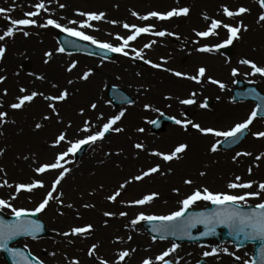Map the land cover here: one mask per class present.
Returning a JSON list of instances; mask_svg holds the SVG:
<instances>
[{
  "label": "rangeland",
  "instance_id": "1",
  "mask_svg": "<svg viewBox=\"0 0 264 264\" xmlns=\"http://www.w3.org/2000/svg\"><path fill=\"white\" fill-rule=\"evenodd\" d=\"M0 0V34L9 26L10 20L25 19L26 12L35 11L37 3H44L46 11L34 17L37 24L44 23L48 18L57 20L61 25L76 28L77 25L69 24V20L83 21L85 18L76 15L77 12L105 13L101 21H91L92 28L82 29L86 34L95 37L100 42L111 43L119 46L120 41L114 39L116 35L126 37L130 33L122 27L123 24L140 27L153 26L154 31L173 33L171 36L159 37L142 34L136 41L130 42L129 55L117 56L111 60L88 58L77 54L58 53L56 41L57 29L28 27L23 31L16 30L11 38L0 41V46L6 49L0 59V111L6 112L5 122L0 125V184L7 181L12 187H0V199L11 203L15 208L33 210L42 202L56 173L49 171L37 176L34 169L42 164H50L55 157L70 146L61 142L57 147H52L60 133L66 134L68 141L84 138L87 133L81 131L84 121L88 120L98 127L107 122L111 117L121 111L125 115L114 127H120L122 132H111L110 137L96 145H85L82 155L67 157L65 167L70 169L65 179L57 186L54 196L63 193V205L57 200L50 201L47 209L38 214L43 221L47 234L45 237L32 240L24 239L16 245L26 249L44 261V264H70L78 260L79 264H100L105 260L107 264H116L120 251H129L130 256L121 264H142L150 258L156 264V257L171 247L173 242L155 241L142 230L139 223L132 225L131 221L143 213L145 215H168L179 209V201L190 195L196 188L207 187L214 193H225L230 190L227 185L241 177L240 182H253V189L264 183V158L257 161L255 157L264 153V138L257 139L254 133L264 132V119H256L249 126L248 134L242 144L229 152L218 149L216 153L210 151L213 143H218L223 137L204 136L192 129L185 131L179 125H169L157 135L150 132V123L160 115L174 117L182 122L191 120L203 128L227 131L236 123L243 122L254 109L253 103H234L231 90L237 79L251 83L264 93V77L259 75H246L251 69L239 63L241 59H248L258 66H264V39L259 43L247 41L241 43V38L233 42L231 54L226 55L215 50L214 46L227 39V31L218 29V35L201 38L195 35L197 31H206L213 19L226 24L238 26L240 17L228 19L223 15L222 7L230 10L238 9L240 0ZM256 13L260 8L255 0ZM60 4L66 7L61 9ZM197 6V16H207L209 19H196L180 16L167 21L150 19L142 21L132 16L135 11L138 15H147L156 11L166 13L174 8H190ZM209 6L208 8H205ZM194 14V13H193ZM192 14V15H193ZM227 20V22L223 20ZM116 21V24L110 23ZM168 27V29L166 28ZM27 31L28 36L23 35ZM178 37V38H177ZM155 41V43H152ZM196 41V43H194ZM86 42V41H85ZM88 43V42H87ZM146 43H151V48H144ZM208 46L214 50L201 53L197 48ZM131 48L141 51L142 58L134 59L135 52ZM45 52H52L51 57H45ZM48 63H45V60ZM144 60L160 65L152 68ZM77 63V68L71 73L66 69L72 63ZM26 64L28 69L22 66ZM199 67L206 68L204 82L196 84L193 81L171 75V71L187 75H195ZM170 71H164L163 69ZM236 68L239 75L233 77L231 70ZM91 71L92 75L87 81L79 77ZM42 77V79H37ZM211 77L225 85L221 90L217 85L207 83ZM69 80L72 83H69ZM55 84L56 87L52 85ZM25 88L26 93H21L20 88ZM109 87H116L124 91L133 99L129 106L114 108L106 94ZM5 90L7 95L4 94ZM67 90L69 96L62 102L51 101L55 104L59 115L53 114L48 108L50 101L43 96H58L61 91ZM36 91L38 95L31 103H26L20 110L11 109L10 105L17 102V98ZM196 92L197 103L185 106L179 103L180 99L189 98ZM170 97V99H165ZM209 103L205 109L199 107L200 103ZM97 105L96 109L91 104ZM147 106V107H146ZM83 110V115H81ZM18 111V112H17ZM50 119L44 120V116ZM103 119H97V117ZM40 123L42 127L36 129ZM2 127V128H1ZM143 129V131H138ZM141 143L143 150L134 147ZM186 144L187 150L180 154L179 159L165 162L152 152L170 154L180 145ZM237 152L251 153L248 156L233 157ZM27 157V159H25ZM63 163V162H62ZM159 165L160 172L135 181L133 178L142 172ZM249 168L252 169L249 174ZM206 173L200 176V172ZM191 179V186L185 185L184 180ZM33 180H42L45 187L36 189L32 193L21 192L17 199L15 185L30 184ZM132 181L131 183H126ZM126 184L121 189L119 186ZM253 189L243 190L252 191ZM176 190H179L178 192ZM120 191L121 195L115 202H110L107 197ZM241 190H232L233 194ZM157 194V197L145 205H136L135 201L147 195ZM262 202L249 199L248 206ZM72 204V208L64 205ZM85 204L93 207L85 208ZM210 205L200 202L191 210H203ZM114 213L112 217H105L104 213ZM125 212L121 217L119 213ZM60 213H63L61 215ZM4 217H12L7 209L0 212ZM92 225L93 232H102L108 236L110 242L96 247L92 257L88 250L92 247L87 236L65 237L58 235L70 231L72 227ZM131 236L132 239L128 240ZM69 240L72 243H69ZM176 253L168 257L169 260L178 259L179 264H196L203 260L205 264H235L231 255H225L223 250L240 256L236 264H243L245 260L251 264L253 246L236 249L225 243L216 246L215 242L200 244H177ZM135 249V251H132ZM217 250L216 256L205 258V251ZM55 252V256L49 253ZM0 264H6L0 256Z\"/></svg>",
  "mask_w": 264,
  "mask_h": 264
},
{
  "label": "snow or ice",
  "instance_id": "2",
  "mask_svg": "<svg viewBox=\"0 0 264 264\" xmlns=\"http://www.w3.org/2000/svg\"><path fill=\"white\" fill-rule=\"evenodd\" d=\"M255 3L258 4L260 8V13L257 18V23L264 26V0H255ZM35 11L26 12L24 15L25 19L19 20H10L9 26L3 34H0V41H5L6 38H11L14 36L15 31H23L24 28L28 27H40V28H53L57 29L58 31L66 34L67 36L73 37L79 41H86L91 45H95L96 48L107 52V53H116L121 56H128L129 55V45L130 42L136 41L139 36L142 34H150L159 37H164L166 35L171 36L173 33L165 32V31H154L153 26H145L140 27L136 25H128L127 23L123 24L122 27L126 29L130 34L126 37H122L120 35H116L114 39L120 41L119 46H114L111 43L107 42H100L95 37L86 34L82 29H89L92 28L93 25L91 21H101L104 19L105 13L101 12L97 13H84V12H77L76 15L84 17L83 21H76V20H69V24L77 25L76 28L66 27L61 25L57 20L48 18L44 23L37 24V21L33 19L40 15L42 11H46V6L44 3H37L35 6ZM59 7L63 9L66 7L64 4H60ZM223 15L228 19H234L236 17L243 16L245 14L250 13V9L246 7H239L235 11L230 10L227 6L222 7ZM5 12L4 9H0V15H3ZM190 9L187 7L183 8H174L166 13H159L156 11L150 12L147 15L140 16L138 13L133 11L131 14L132 16L136 17L142 21H148L150 19H156L159 21H167L175 17L180 16H188ZM205 20L209 18L204 16ZM110 23L116 24V21H110ZM224 28L227 31V39L224 40L222 43H219L214 46L215 50H220L231 46L234 41L239 40L241 38L240 33L247 32L248 28L243 25L241 21L238 26H233L231 24L223 23L222 21H218L213 19L208 26L206 31H197L195 33L196 36L201 38H208L210 36L218 35V29ZM23 35L28 36L29 33L27 31L23 32ZM178 38V37H177ZM152 43H155L153 41ZM196 43V41H194ZM151 43H146L144 48H151ZM213 48L208 46H202L196 49V51L205 53L213 51ZM58 53H64L65 49L60 47L56 50ZM132 52H135L134 59H141L142 53L141 51H137L135 48H131ZM6 49L0 46V59L3 58ZM45 57H51L53 55L52 52H45ZM71 55V53H69ZM48 63L46 59L44 61ZM145 64H150L152 68H159L160 65L151 63L148 60H144ZM240 64L248 66L251 71L246 75L256 76L259 75L260 77H264V66H258L255 62L250 61L248 59H241L239 61ZM77 68V63L72 62L68 67L67 71L72 72L74 69ZM164 71H170L169 69H163ZM206 68L199 67L195 75H187L181 72L171 71V75L182 78L185 80H190L195 82L196 84H201L204 82L206 77ZM92 75L91 71H85L80 77V80L87 81L90 76ZM231 75L236 77L239 75V72L236 68L231 70ZM4 77H0V83H3ZM37 79H42V77H37ZM71 84L72 81L69 80ZM207 83L217 85L221 90L225 88V85L211 77H207ZM235 83V81H234ZM249 83H255V81H249ZM56 87L55 84L52 85ZM21 93H26L27 90L25 88H20L19 90ZM7 95V91L4 92ZM40 95L43 96V93H38L36 91H32L31 93L22 95L17 98V102L12 103L10 105L11 109L13 110H20L22 109L26 103H31L35 100V98ZM197 93L194 91L190 94L189 98L180 99L179 103L185 106L195 105L197 103L195 97ZM69 96V92L67 90L61 91L58 96H43V98L47 101H50L48 104V108L51 109L53 114L59 115L57 108L55 107L54 103L51 101L62 102L67 100ZM165 99H170V97H165ZM97 105L95 103L91 104V108L95 110ZM147 107V106H146ZM199 107L201 109L207 108V103H200ZM81 115H83V110H81ZM259 115H264V102L258 104L256 108H254L250 115L245 119L243 122L236 123L233 127H231L227 131H220L215 130L213 128H203L200 124L195 123L191 120H186L182 122L179 119H175L174 117H169L172 119L176 125L181 126L185 131L191 126L192 129H195L196 132L200 133L204 136H214V137H223L224 141H233L235 142L240 136H242L247 130H249V126L252 125L253 121L257 119ZM125 115V112L121 111L118 115H115L107 120V122L103 123L102 126L98 127L95 132L92 131L94 127L90 121H84V127L81 129L82 132L87 133V135L76 141H68L66 139L65 133H60L57 137L55 142L53 143L52 147H57L61 144V142L68 143L70 146L67 150L60 152L56 157L55 161L50 164H42L39 167L34 169L37 176H41L42 174L52 171L56 173L55 179L51 185V190L47 192L46 196L43 198L42 202H40L37 207L33 210H26L23 208H15L11 203L4 199H0V212L7 209L11 212L12 220L7 221L0 219V250L7 251L10 253L14 258V264H44V261L39 259L38 257L31 255H25L24 253L20 252L17 249H13L9 247V243L14 240L18 236H26V237H33L41 231V224L38 221L30 219V217L37 216L38 214L44 212L47 207L49 206L50 201L57 200L63 205V200L61 199L63 193H60L58 196H54L53 194L57 192V186L61 184V182L65 179L67 174L69 173L70 169L65 167V163H67V157L75 156L78 152L85 145L93 146L96 145L98 142H103L110 132L120 133L123 131L120 127H114L117 125V122L121 120V118ZM7 116L6 112L0 111V125L5 122V118ZM44 120L50 119L49 116H44ZM97 119H103V117H97ZM42 125L37 123L35 125L36 129H40ZM138 131H143V129H138ZM255 138L261 139L264 138V132L254 133ZM134 147L138 150H143V145L141 143H137ZM186 144L178 145L174 151L170 154H162L159 152H152L151 155L158 156L165 162H170L174 159H179L180 154L186 152L187 150ZM210 151L212 153H216L218 151V143H213L210 146ZM3 152L0 151V155ZM251 153H244V152H237L236 156L233 157L234 162L236 161L237 157L240 156H248ZM264 158V153L255 157V160L259 161ZM27 159V157H25ZM63 162V163H62ZM0 171H4L0 169ZM160 167L159 165L150 168L147 171L142 172L141 175L135 176L133 179L135 181L143 180L145 177L151 176L152 174L159 173ZM252 169L249 168V174H251ZM200 176L206 175L205 172L201 171ZM241 177H235V181L231 182L227 185V188L230 190L229 192L225 193H214L210 191L207 187L205 188H196L194 191L191 192L190 195L186 196V198L179 201L180 207L178 210L171 212L168 215H145L143 213L139 214L136 219L131 221L132 225H137L141 222H146L152 225L151 231L156 233L159 236L160 240L167 239L168 236H189L191 234V229L196 228L198 225H203L207 231L204 235L214 234L215 228L218 226H223L231 230V232L239 235L243 234L246 238L252 240H260L264 241V183H260L256 189H253V182H240ZM132 181H127L126 183H131ZM185 185L191 186L193 181L191 179L184 180ZM12 187V185L8 184L7 181H4L3 184H0V187ZM126 184H121L119 187L123 189ZM45 185L42 180H33L30 184H17L15 185V195L11 197V199L15 200L19 196V194L23 192L32 193L36 189L44 188ZM253 189L252 191H243ZM232 190H241L238 194H233ZM177 192L179 190H176ZM120 191H116L114 194L107 197L110 202H115L117 197L120 196ZM157 197V194L153 193L151 195L145 196L143 199L137 200L134 202L136 205H145L147 203L152 202ZM249 199H256L262 202L256 203L250 210H245L248 207L247 201ZM200 202H204L207 205H212L213 210L211 211H189L193 209L194 205H198ZM68 208H72V204L64 205ZM85 208L93 207V205L85 204ZM63 215V213H60ZM114 213L105 212V217H112ZM121 217L127 215L125 212L119 213ZM93 231L92 225L88 224L85 226H77L72 227L70 231H66L63 233H58V235H63L65 237H82L85 234L91 233ZM132 237L129 236L128 240H131ZM155 242V240H153ZM69 243H72L69 240ZM96 245H92L91 248L88 250V256L92 257L96 250ZM179 245L176 243H172L171 247L167 250L163 251L156 257V264H179L178 259L169 260L168 257L172 256L173 253H176ZM135 251V249H132ZM225 255H231L234 257L235 260H241L240 256H235L234 253L228 252L227 249L223 250ZM51 256H55L56 253L52 252L49 253ZM217 250L213 249L212 251H205L203 256L205 258L210 256H216ZM130 256V252L120 251L118 253V260L116 264H121V262L125 261V258ZM70 264H79L78 260H72ZM100 264H107L105 260H100ZM142 264H153V261L150 258H146L142 261ZM243 264H249V261L245 260ZM255 264V262H253ZM261 264H264V246L261 248Z\"/></svg>",
  "mask_w": 264,
  "mask_h": 264
},
{
  "label": "water",
  "instance_id": "3",
  "mask_svg": "<svg viewBox=\"0 0 264 264\" xmlns=\"http://www.w3.org/2000/svg\"><path fill=\"white\" fill-rule=\"evenodd\" d=\"M58 43L60 44V47H63L65 49V52L67 53H81L84 55L88 56H94V57H100L103 59H110L115 56L114 53H107L104 52L98 48H96L93 45L81 42L79 40H76L70 36H67L65 34H59L57 37ZM221 52L225 53H230V49H222L220 50ZM236 89L232 91V96H233V101L234 102H243V101H252L256 104V107L258 104H261L264 102V95L261 94L256 87L252 86L251 84L237 80L235 83ZM240 89H243L242 91ZM108 97L113 100V104L115 106H121V105H127L132 102V99L129 98L124 92L120 91L119 89L111 87L108 91ZM257 118H264V115H259ZM166 123H174L172 119L162 117L160 120L155 121L152 124L153 131L158 132ZM247 131L240 136L235 142L233 141H222L219 143L218 147L220 149H223L225 151H229L236 146H238L244 137L246 136ZM109 135V133L107 134ZM80 153H78V156ZM251 207L245 208V210H250ZM213 210V206L210 208L205 209L204 211H211ZM190 212L192 210H189ZM38 216H33L30 217V219L38 221L37 220ZM0 219L10 221L12 218H4L2 215H0ZM41 224V231L35 235V238L33 237H26V236H18L14 240H12L9 243V247L11 245L21 239L25 238H32V239H37L40 237H43L46 235L45 231V226L41 221H38ZM142 228L154 239H159V236L151 231L152 225L148 223H143ZM207 231V229L203 225H198L196 228L191 229V234L189 236H180L179 238L176 236H168L166 240H173L176 243H183V242H188V243H203L205 240L208 241H213L216 240L218 244H221L223 242H230L233 245H235L238 248H242L248 244H254V256H253V262L255 264H261V248L264 246V241L260 240H252L246 238L243 234H235L231 232L230 229L223 227V226H218L215 228V233L214 234H209V235H204V233ZM12 248V247H11ZM13 249H17L20 252L24 253L25 255H28L29 253L24 250L21 247H13ZM0 254L3 255L4 260L6 261L7 264H14V258L13 256L8 253L7 251L0 250ZM198 264H204V262H199Z\"/></svg>",
  "mask_w": 264,
  "mask_h": 264
},
{
  "label": "bare ground",
  "instance_id": "4",
  "mask_svg": "<svg viewBox=\"0 0 264 264\" xmlns=\"http://www.w3.org/2000/svg\"><path fill=\"white\" fill-rule=\"evenodd\" d=\"M206 4H211V0H206L205 1ZM239 7L243 6L246 8L250 9V13L243 15L242 17H240L239 22H243V25L246 26L248 28L247 32H241L240 36L242 40H246V41H241V43H245L247 41H253L255 43H259V39H264V26H261V24H258L257 18H258V13H256V7L253 5L252 1H248V0H240L239 3ZM209 6L205 7L208 8ZM194 9L189 12V17H193L192 20H196V19H204V16H197L196 12H200L197 11V6L193 7ZM235 11V9H234ZM194 13V14H193ZM193 14V15H192ZM225 22H227V20H223ZM168 29V27H166ZM221 30H223L222 28H220ZM88 238V240L90 241L89 245H105L107 242H110V239L108 236L104 235L102 232H91L88 234H85ZM85 238V236H83ZM237 263V260L235 261V264Z\"/></svg>",
  "mask_w": 264,
  "mask_h": 264
}]
</instances>
